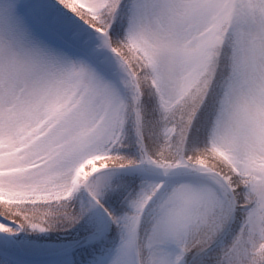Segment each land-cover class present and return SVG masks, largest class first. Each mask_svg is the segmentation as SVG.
I'll return each instance as SVG.
<instances>
[{"label": "snow or ice", "instance_id": "1", "mask_svg": "<svg viewBox=\"0 0 264 264\" xmlns=\"http://www.w3.org/2000/svg\"><path fill=\"white\" fill-rule=\"evenodd\" d=\"M0 264H264V0H0Z\"/></svg>", "mask_w": 264, "mask_h": 264}]
</instances>
